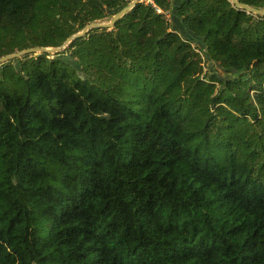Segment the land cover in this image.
<instances>
[{
  "label": "trees",
  "instance_id": "1",
  "mask_svg": "<svg viewBox=\"0 0 264 264\" xmlns=\"http://www.w3.org/2000/svg\"><path fill=\"white\" fill-rule=\"evenodd\" d=\"M130 1L0 0V57ZM153 1L0 63V264H264V16Z\"/></svg>",
  "mask_w": 264,
  "mask_h": 264
},
{
  "label": "water",
  "instance_id": "2",
  "mask_svg": "<svg viewBox=\"0 0 264 264\" xmlns=\"http://www.w3.org/2000/svg\"><path fill=\"white\" fill-rule=\"evenodd\" d=\"M233 6L241 8L245 10L248 13H252L258 16H264V9H257L253 8L251 6H248L244 3L239 2L238 0H229ZM136 3H139V0H131L125 7L120 9L118 12H116L107 22H101V21H91L88 24H86L80 31L70 35L67 37V39L63 42L62 45L58 47H32L28 49H23L18 52H15L13 54H8L5 56L0 57V63L7 61L10 58L17 57L23 54H28V53H54L62 48H64L69 42H71L73 39L77 37L83 36L89 29L91 28H107L111 29L114 26V23L122 17L125 13H127Z\"/></svg>",
  "mask_w": 264,
  "mask_h": 264
},
{
  "label": "crops",
  "instance_id": "3",
  "mask_svg": "<svg viewBox=\"0 0 264 264\" xmlns=\"http://www.w3.org/2000/svg\"><path fill=\"white\" fill-rule=\"evenodd\" d=\"M184 0H170V3H171V5H172V8H171V11H170V13H171V17H172V24L174 25V26H176V28H178L179 29V31L182 33H185L186 35H187V33H186V31L184 30V26L182 25V23H181V20L177 17V16H175L174 14H173V11H174V8L176 7V6H178L180 3H182ZM180 33V34H181ZM183 35V34H182Z\"/></svg>",
  "mask_w": 264,
  "mask_h": 264
},
{
  "label": "built area",
  "instance_id": "4",
  "mask_svg": "<svg viewBox=\"0 0 264 264\" xmlns=\"http://www.w3.org/2000/svg\"><path fill=\"white\" fill-rule=\"evenodd\" d=\"M139 2L151 5L158 13L162 12V10L155 5L153 0H139ZM165 15H167V13H165Z\"/></svg>",
  "mask_w": 264,
  "mask_h": 264
},
{
  "label": "rangeland",
  "instance_id": "5",
  "mask_svg": "<svg viewBox=\"0 0 264 264\" xmlns=\"http://www.w3.org/2000/svg\"><path fill=\"white\" fill-rule=\"evenodd\" d=\"M101 22H104V23H105V22H107V20H103V21H101ZM62 49H63V48H62ZM59 51H60V50H59ZM54 53H55V52H54ZM49 54H52V53H49Z\"/></svg>",
  "mask_w": 264,
  "mask_h": 264
}]
</instances>
